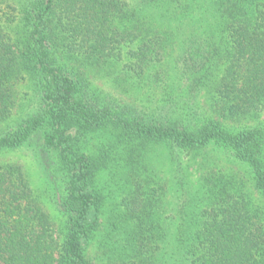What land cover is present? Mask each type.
<instances>
[{
	"label": "trees",
	"instance_id": "1",
	"mask_svg": "<svg viewBox=\"0 0 264 264\" xmlns=\"http://www.w3.org/2000/svg\"><path fill=\"white\" fill-rule=\"evenodd\" d=\"M263 111L264 0H0V264H264Z\"/></svg>",
	"mask_w": 264,
	"mask_h": 264
},
{
	"label": "rangeland",
	"instance_id": "2",
	"mask_svg": "<svg viewBox=\"0 0 264 264\" xmlns=\"http://www.w3.org/2000/svg\"><path fill=\"white\" fill-rule=\"evenodd\" d=\"M98 77L94 76V78L96 79V83L99 85V87H103V89H107L108 85L106 83V80L100 79ZM263 120H264V111L260 114V121H263ZM255 122H258V121H253L251 123H244L243 125H254ZM0 162L20 163L24 167L25 171L29 174L31 173L30 170L32 169V173L30 175H32L34 182L36 183L38 182L37 174L39 175L40 171L37 168L34 156L31 154V152L28 149H21L18 151L6 152L0 157Z\"/></svg>",
	"mask_w": 264,
	"mask_h": 264
}]
</instances>
